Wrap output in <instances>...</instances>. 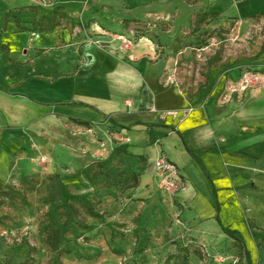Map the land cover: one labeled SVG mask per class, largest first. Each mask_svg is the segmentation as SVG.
<instances>
[{
    "label": "crops",
    "instance_id": "0c3cea01",
    "mask_svg": "<svg viewBox=\"0 0 264 264\" xmlns=\"http://www.w3.org/2000/svg\"><path fill=\"white\" fill-rule=\"evenodd\" d=\"M183 5L0 0V190L15 174L69 180L87 167L89 154L62 145L61 127L77 120L90 125L77 124L85 134L106 128L126 137V150L143 166L140 194L155 190L157 160L172 164L180 177L174 195L178 209L187 208L191 233L209 238L205 223L231 202L247 214L252 201L264 216V75L223 100L246 70L264 71V57L219 68L191 94L186 74L194 72L196 54L188 46L196 38L187 28L176 33ZM119 36L134 45L125 48Z\"/></svg>",
    "mask_w": 264,
    "mask_h": 264
},
{
    "label": "rangeland",
    "instance_id": "374dc122",
    "mask_svg": "<svg viewBox=\"0 0 264 264\" xmlns=\"http://www.w3.org/2000/svg\"><path fill=\"white\" fill-rule=\"evenodd\" d=\"M182 1L176 33L183 27L196 38L188 46L196 54L194 72L186 74L191 94L213 81L219 68L264 57V0ZM61 128L67 133L62 145L91 161L69 180L15 174L0 190V264H248L215 220L204 225L209 238L189 231L187 208L178 209L176 195L162 193L160 175L152 193L132 188L143 166L115 132L85 134L73 122ZM253 203L247 202V214L225 204L219 219L241 235L251 264H264V216Z\"/></svg>",
    "mask_w": 264,
    "mask_h": 264
},
{
    "label": "built area",
    "instance_id": "2783aa9c",
    "mask_svg": "<svg viewBox=\"0 0 264 264\" xmlns=\"http://www.w3.org/2000/svg\"><path fill=\"white\" fill-rule=\"evenodd\" d=\"M41 4H48L49 0H39ZM125 48H131L134 45V42L124 36H119L117 38ZM260 84V77L258 74L254 73H245L240 78L238 82L228 84V89H226L227 93L224 95L223 100H229L234 94L241 95L248 89H252ZM228 98V99H227ZM193 111V108H189L186 112ZM174 116L177 114V111L169 112ZM168 114V112H164V115ZM120 139V141L126 143L128 140L126 137L116 134ZM155 168L161 177L159 188L162 190L164 194L174 195V189H177L176 184L179 185L180 177L178 175V171L172 164L168 163L164 159H159L155 163Z\"/></svg>",
    "mask_w": 264,
    "mask_h": 264
},
{
    "label": "trees",
    "instance_id": "16d2710c",
    "mask_svg": "<svg viewBox=\"0 0 264 264\" xmlns=\"http://www.w3.org/2000/svg\"><path fill=\"white\" fill-rule=\"evenodd\" d=\"M76 124H78V125H83V126H86V127H89L90 125L89 124H87V123H85V122H82V121H74ZM193 157H194V155H192ZM182 182H183V180H182ZM139 185H140V183H139V181L138 180H136V183L132 186V188H138L139 187ZM163 193V192H162ZM216 221H217V223L221 226V228H222V231L225 233V234H227L228 235V237H230L231 239H233L234 241H236L237 243H238V246L239 247H241V249L243 250V252L246 254V256H247V263L248 264H251V258H250V254H249V252L245 249V246L243 245V240H242V238H241V235L237 232V231H235V230H230L229 228H224L223 226H222V224H221V221H220V219H219V207H218V215L216 216ZM33 252L35 251L34 249L32 250ZM178 258H180V257H173L172 259H178ZM187 258V255L184 257L183 256V259H186ZM28 259H30V257L28 258ZM184 264H188V262H187V260H185V262H184Z\"/></svg>",
    "mask_w": 264,
    "mask_h": 264
}]
</instances>
